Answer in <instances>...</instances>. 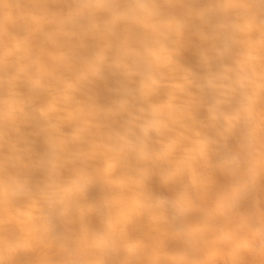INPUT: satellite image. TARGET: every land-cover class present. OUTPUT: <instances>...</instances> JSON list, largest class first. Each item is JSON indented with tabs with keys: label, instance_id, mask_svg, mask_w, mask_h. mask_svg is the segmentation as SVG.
<instances>
[{
	"label": "bare ground",
	"instance_id": "bare-ground-1",
	"mask_svg": "<svg viewBox=\"0 0 264 264\" xmlns=\"http://www.w3.org/2000/svg\"><path fill=\"white\" fill-rule=\"evenodd\" d=\"M134 2L0 0V264L264 260V0Z\"/></svg>",
	"mask_w": 264,
	"mask_h": 264
},
{
	"label": "clouds",
	"instance_id": "clouds-1",
	"mask_svg": "<svg viewBox=\"0 0 264 264\" xmlns=\"http://www.w3.org/2000/svg\"><path fill=\"white\" fill-rule=\"evenodd\" d=\"M122 6V5H121ZM129 6L132 8L142 7V5H138L134 2V0H130ZM151 7L159 8L162 11H167L169 6V0H152V3L150 5ZM177 13H179L180 9H176ZM262 216H264V213H262ZM262 235H264V232H262ZM4 254V253H0ZM71 254L73 255V260L71 261V264H76L75 260V250H71ZM19 255V253L17 254ZM14 264V262H13ZM260 264H264V260L260 261Z\"/></svg>",
	"mask_w": 264,
	"mask_h": 264
}]
</instances>
